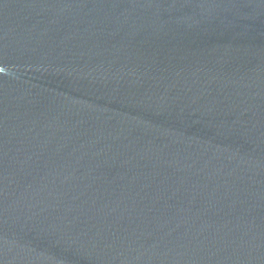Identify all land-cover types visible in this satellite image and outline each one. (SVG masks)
<instances>
[{
    "label": "water",
    "instance_id": "95a60500",
    "mask_svg": "<svg viewBox=\"0 0 264 264\" xmlns=\"http://www.w3.org/2000/svg\"><path fill=\"white\" fill-rule=\"evenodd\" d=\"M0 264H264V0H0Z\"/></svg>",
    "mask_w": 264,
    "mask_h": 264
}]
</instances>
